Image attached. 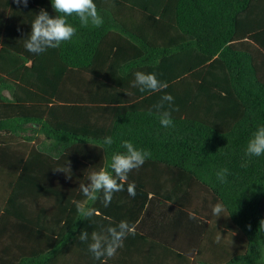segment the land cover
<instances>
[{"label":"trees","instance_id":"obj_1","mask_svg":"<svg viewBox=\"0 0 264 264\" xmlns=\"http://www.w3.org/2000/svg\"><path fill=\"white\" fill-rule=\"evenodd\" d=\"M111 5L145 23L139 33L123 27V42L109 37L116 48L105 59L76 35L30 53L24 39L40 9L55 16L51 0H29L27 7L0 0V264H264V155H245L264 126V0ZM68 20L81 32L77 17ZM137 71L155 73L167 88L132 87ZM165 94L174 98L168 128L154 107ZM106 136L110 147L103 146ZM123 140L151 157L128 174L109 206L102 193L89 201L79 184L101 167L111 171L112 153L126 151ZM25 156L64 174L59 185L28 171ZM225 168L222 183L217 172ZM44 182L46 192L36 191ZM128 183L135 184L134 198ZM16 187H28L32 202L12 203ZM77 202L96 214L82 219ZM217 203L225 208L220 217L212 213ZM169 212L177 218L163 223ZM121 220L135 224V235L113 257L94 259L91 233ZM82 230L88 241L78 239Z\"/></svg>","mask_w":264,"mask_h":264},{"label":"clouds","instance_id":"obj_2","mask_svg":"<svg viewBox=\"0 0 264 264\" xmlns=\"http://www.w3.org/2000/svg\"><path fill=\"white\" fill-rule=\"evenodd\" d=\"M13 2L17 6L27 7L29 0H13ZM51 4L55 16H50L46 10L40 9L39 14L35 15L31 22V33L24 39V47L30 53L42 54L48 49L59 48L63 43L70 41L76 35L77 29L69 22V17H77L82 27L89 25L100 27L103 24V18L98 12L94 0H51ZM134 77L132 87L139 88L141 92H160L168 86L166 82L159 80L155 73L137 71L134 73ZM173 99L171 94H165L161 97L160 102L154 106L159 113L162 127L173 126L170 111ZM165 103L169 105V109H165ZM113 143L111 136L104 137L103 146L110 147ZM120 147L126 151L112 153L109 164L111 171L101 167L89 174L87 184H79L80 191L89 201H96L99 194L102 193L104 206H109L114 193L124 190V182L127 181L128 174L134 169H139L151 157L150 151L138 149L129 140H123ZM245 155L249 157L264 155V126H259L252 134ZM227 174L228 169H222L217 172V178L224 183ZM127 192L129 196L135 197L134 183H128ZM77 209L84 220L90 219L96 214L95 209L85 208L78 202ZM224 212L223 204L217 203L212 208V213L216 217L222 216ZM190 218L195 217L192 215ZM259 229L264 230V219L259 222ZM135 232V224H129L126 220H121L116 226H108L102 232L93 231L89 251L96 260H100L102 257L111 258L119 248L123 247L124 239L130 234L135 235ZM78 239L81 242L88 241L89 233L82 230ZM102 264H106V262L102 261Z\"/></svg>","mask_w":264,"mask_h":264},{"label":"crops","instance_id":"obj_3","mask_svg":"<svg viewBox=\"0 0 264 264\" xmlns=\"http://www.w3.org/2000/svg\"><path fill=\"white\" fill-rule=\"evenodd\" d=\"M111 1L112 0H94V3L97 6L98 12L100 13V15L103 18V24L100 27H93L91 25L87 26V27H82L79 23V20H77V24L76 25H80V30L81 32H77L76 33V38H80V43L81 46L84 49H96L99 50L100 53H103L102 55L105 57V59H108L109 57V52L111 51H115L116 46L113 45L112 40L109 39V37H119L120 39H118L119 41L123 42V34H122V30L124 29L123 27L127 28V29H131L133 31H135L136 33H139L138 27H140L141 25H144L145 20L142 18V16H140V14H135L132 15L129 12H122L117 14L114 13L113 11H111L112 5H111ZM114 16H116V19H114ZM133 17V18H131ZM121 23V25H119ZM97 33L100 34L101 37H104V40H102L101 42H98V38L95 39V35H97ZM99 37V36H98ZM85 38H88V40H86ZM118 41V42H119ZM103 58V57H101ZM98 59V57H97ZM96 59V60H97ZM30 63H28L29 65ZM5 96H9L7 92H4ZM38 159H40L38 156H25V158L23 159V162L25 163H29L28 160H30V168L28 167V171H32V169H38L35 172L38 174L37 177H40L41 179H48V180H52L51 185L52 186H58L59 183H56L57 180H59L60 178L64 177V174H60V173H55V174H51L48 173V171L46 169H44L41 166H36L33 164H37L36 161H38ZM34 173V172H31ZM21 174V173H20ZM26 175H30L29 173ZM18 176L19 173L17 174V176L15 177L14 180V184L15 182L18 180ZM23 183V182H22ZM2 184V183H1ZM24 185H26V183H24ZM45 185L42 184L41 186H37L39 188H37L36 191H40L42 193H45L46 191H44L43 189L47 190L46 188H40L43 187ZM1 186V185H0ZM57 191V190H56ZM12 193H14V195H12V198L14 196V200H12V203H14L15 205L18 204L19 206L22 205H26L27 202H32V200L29 199L28 201V195H29V188L28 187H24V188H13ZM81 194V192L76 191L75 195H79ZM76 201V199H74ZM42 201V199H41ZM32 205V204H31ZM157 207V205H154V208ZM153 208V209H154ZM39 210H41L42 208L39 207L37 208ZM156 213L158 212V207L155 210Z\"/></svg>","mask_w":264,"mask_h":264},{"label":"rangeland","instance_id":"obj_4","mask_svg":"<svg viewBox=\"0 0 264 264\" xmlns=\"http://www.w3.org/2000/svg\"><path fill=\"white\" fill-rule=\"evenodd\" d=\"M38 138L39 139H43V136L41 135H38ZM175 218H177V214L175 212H169V213H166L164 219H163V223H171ZM185 223L187 224L188 221L185 220ZM164 225V224H163Z\"/></svg>","mask_w":264,"mask_h":264}]
</instances>
